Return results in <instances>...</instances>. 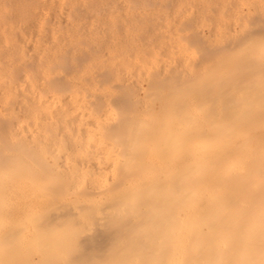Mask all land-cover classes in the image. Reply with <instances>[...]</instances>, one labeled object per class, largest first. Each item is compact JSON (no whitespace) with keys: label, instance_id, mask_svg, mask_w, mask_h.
Returning a JSON list of instances; mask_svg holds the SVG:
<instances>
[{"label":"rangeland","instance_id":"obj_1","mask_svg":"<svg viewBox=\"0 0 264 264\" xmlns=\"http://www.w3.org/2000/svg\"><path fill=\"white\" fill-rule=\"evenodd\" d=\"M5 1L10 7L1 0L0 12L14 4L16 14L0 22V217L13 216L9 207L15 213L9 220L27 222L61 205L89 206L98 216L109 202L106 212L114 215L139 208L158 175L148 132L155 92L148 79L156 74L133 69L131 61L199 55L204 49L193 33L206 42L235 41L232 51L240 52L254 38L239 39L250 15L264 18V0H16L18 7ZM17 11L34 20L23 21ZM121 29L133 33L121 32L134 44L116 34ZM119 38L130 44L122 49ZM106 60L113 70L103 80L98 64ZM123 94L129 106L119 100ZM87 215L69 230L88 231Z\"/></svg>","mask_w":264,"mask_h":264},{"label":"bare ground","instance_id":"obj_2","mask_svg":"<svg viewBox=\"0 0 264 264\" xmlns=\"http://www.w3.org/2000/svg\"><path fill=\"white\" fill-rule=\"evenodd\" d=\"M0 13L7 22L9 13ZM22 13L21 20H34ZM249 18L251 27L239 39L254 38L240 52L232 51L235 41L206 42L193 33L204 49L199 55L131 61L133 69L156 74L148 81L158 100L148 109L158 175L139 208L114 215L106 212L109 202L98 216L89 206L61 205L27 222L9 220L15 213L7 207L13 216L0 217V264H264V18L259 12ZM106 63L96 65L103 80L113 70ZM119 100L131 102L126 94ZM82 212L89 214L82 225L89 230H69Z\"/></svg>","mask_w":264,"mask_h":264}]
</instances>
